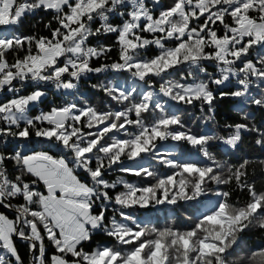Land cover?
I'll use <instances>...</instances> for the list:
<instances>
[{"label": "snow or ice", "instance_id": "snow-or-ice-1", "mask_svg": "<svg viewBox=\"0 0 264 264\" xmlns=\"http://www.w3.org/2000/svg\"><path fill=\"white\" fill-rule=\"evenodd\" d=\"M151 47L158 54L147 55ZM120 73L146 85L138 100L136 87L107 77L91 83ZM85 80L124 107L89 103ZM49 92L62 102L33 114ZM225 97L242 103V122L225 124L226 135L191 132L183 109L207 106V123ZM168 101L182 107L172 111ZM248 106L264 112V0H0V264H25L18 241L30 264H264V247L246 261L234 258L242 234L264 231L253 162L209 150L219 142L234 154L245 134L264 150V116L257 122ZM167 141L187 143L202 159L174 158L159 147ZM145 155L174 171L144 187L106 178L117 166L156 176L143 164L123 166ZM259 166L264 171V159ZM213 183L234 185L248 199L233 203L230 190L217 189L216 202L183 230L157 228L129 211L195 201Z\"/></svg>", "mask_w": 264, "mask_h": 264}, {"label": "trees", "instance_id": "trees-1", "mask_svg": "<svg viewBox=\"0 0 264 264\" xmlns=\"http://www.w3.org/2000/svg\"><path fill=\"white\" fill-rule=\"evenodd\" d=\"M162 3L168 4L169 0H162ZM35 20L30 19L28 22L24 24L20 28V31L24 34H29L31 31V25L35 23ZM46 34V32L44 33ZM112 39H108V42H111ZM158 49L155 47H151L147 50V55H155L158 54ZM112 57H116V52L114 51ZM11 59V55L9 56ZM99 62H97L98 64ZM209 71H214L213 66L206 65ZM105 77L113 82L118 83L120 86L125 88L136 87L137 93L134 94L135 99H139V94L146 90V85L143 83L134 80L130 74L128 73H120V74H100L99 76H93L91 78V83H97L100 81H104ZM178 78V76H177ZM156 91H158V78ZM234 84V81H233ZM215 87V86H213ZM31 88L28 86L25 87L24 92L22 94H26L30 91ZM224 91L232 90L231 86L225 87ZM81 93L84 95L86 99H88L89 103L94 106H98L100 108H111L113 110H119L124 107V105H118L116 102L111 101L110 98L105 96L102 92H99L90 87L89 81H82ZM167 98H165L166 100ZM56 103L62 102V98H57L53 92L48 93L47 99L44 103L40 104L36 108L33 109V114L38 113L42 110H49L52 102ZM171 105V110L176 111L180 109L182 106L175 105L173 102L168 101ZM215 119L214 121L205 122V117L208 114L207 106H205L204 113H201L199 109V105L197 104L194 107H187L183 109L182 115L185 124L191 130V132L195 134H216V135H226L229 131L224 126L225 124H234L237 122H242V111L241 109L244 107L242 103L236 99L225 97L224 99H217L215 102ZM248 111L254 112L257 122H259L261 116H264V112L257 110L254 106H248L246 109ZM151 117L146 116V122H150ZM137 131L136 128L130 127L129 132ZM121 138H127L123 133L119 134ZM160 149L163 150H173L174 158L178 160H199L202 159L201 154L198 152L196 148L189 146L187 143L180 142L175 143L172 141L167 142H159ZM36 150H40V145H36ZM209 150L217 156V158L228 159L232 163L242 162V159H250L253 163L249 167V172L251 174V178L255 180L257 189L260 191H264V171L261 170L259 166V161L264 159V150L260 148V146L255 144V137L250 134H245L243 144L239 147V149L233 154L228 152L224 145L219 142H213L210 145ZM228 153V154H226ZM140 164L145 166H149L152 171L156 173L154 177H144V176H136L134 174L129 173H120L117 166V170H113L106 174V178L110 180H115L117 178L126 179L129 183L136 184L140 187L149 186L156 182V178L159 176L171 175L174 169L165 167L161 165L159 162L152 160L150 155H145L143 159L138 160L136 162L132 161H124L123 166L136 167ZM223 188L224 190H230L232 192L231 201L233 203L243 204L247 199V192H240L238 189H235L234 185L228 186L224 188V186H218L214 183L209 186L208 193L198 200L190 201V202H179L177 205H168L167 203L156 205L150 204L146 208H135L129 210L139 221H143L145 223H149L157 228H165V227H174L179 229H187L194 226L196 218L204 211H207L213 203L216 202V196L214 195L217 189ZM122 190V186H121ZM2 210V209H0ZM243 235V245L241 249H239L236 253H234V258H239L240 256L245 257V261L247 257L250 255L252 250H257L261 247H264V231L259 229H251L247 230ZM97 240H107L108 243L114 244L115 241L110 238L99 235L96 237ZM91 247H95V243L91 245ZM131 247V246H128ZM18 248L20 250L21 256L24 259L25 264H30L31 261V253H29L27 245L21 241H18ZM51 251V250H50Z\"/></svg>", "mask_w": 264, "mask_h": 264}]
</instances>
